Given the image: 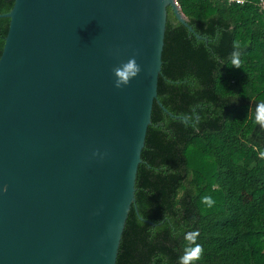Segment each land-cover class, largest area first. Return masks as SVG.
<instances>
[{
	"label": "water",
	"instance_id": "obj_1",
	"mask_svg": "<svg viewBox=\"0 0 264 264\" xmlns=\"http://www.w3.org/2000/svg\"><path fill=\"white\" fill-rule=\"evenodd\" d=\"M168 8L194 33L176 0H15L0 15L9 20L0 55V264H116ZM137 53L141 73L116 89L112 68Z\"/></svg>",
	"mask_w": 264,
	"mask_h": 264
},
{
	"label": "trees",
	"instance_id": "obj_2",
	"mask_svg": "<svg viewBox=\"0 0 264 264\" xmlns=\"http://www.w3.org/2000/svg\"><path fill=\"white\" fill-rule=\"evenodd\" d=\"M14 1L0 0V15ZM241 1L176 0L194 33L167 9L135 180L138 215L132 205L116 264H179L189 231L204 248L196 264H264V128L255 123L264 103V9L260 0ZM8 25L0 18V55Z\"/></svg>",
	"mask_w": 264,
	"mask_h": 264
},
{
	"label": "clouds",
	"instance_id": "obj_3",
	"mask_svg": "<svg viewBox=\"0 0 264 264\" xmlns=\"http://www.w3.org/2000/svg\"><path fill=\"white\" fill-rule=\"evenodd\" d=\"M136 55H138V53L134 54L126 61H121L118 65L112 68L114 87L116 89H123L129 86L131 81L141 73L142 69L137 63ZM240 63V52L234 50L231 54V64L234 68L239 69ZM255 123L259 124L261 128H264V103H259L256 106ZM93 155L98 156L100 153L94 152ZM259 155L261 158H264V151H261ZM3 191H7L6 186ZM201 203L208 208H211L215 204V201L211 196L205 195L201 197ZM181 231L183 232V230ZM183 235L186 243L183 249V255L179 258V264H196V261H198L204 254L203 245L197 243L199 232L189 231L183 233Z\"/></svg>",
	"mask_w": 264,
	"mask_h": 264
},
{
	"label": "built area",
	"instance_id": "obj_4",
	"mask_svg": "<svg viewBox=\"0 0 264 264\" xmlns=\"http://www.w3.org/2000/svg\"><path fill=\"white\" fill-rule=\"evenodd\" d=\"M243 1L241 0H236V3H242ZM258 6L262 9H264V0H260V3L258 4Z\"/></svg>",
	"mask_w": 264,
	"mask_h": 264
}]
</instances>
